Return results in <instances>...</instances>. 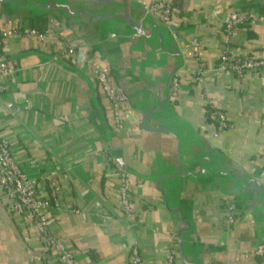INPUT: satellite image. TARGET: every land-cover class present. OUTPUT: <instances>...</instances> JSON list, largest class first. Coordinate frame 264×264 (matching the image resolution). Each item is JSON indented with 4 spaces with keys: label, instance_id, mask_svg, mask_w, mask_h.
<instances>
[{
    "label": "crops",
    "instance_id": "1",
    "mask_svg": "<svg viewBox=\"0 0 264 264\" xmlns=\"http://www.w3.org/2000/svg\"><path fill=\"white\" fill-rule=\"evenodd\" d=\"M172 7L164 23L139 0H0V29L52 30L44 39L0 37L18 68L0 93V133L28 173L42 174L38 195L60 202L48 225L74 264H131L133 245L144 264H164L171 252L173 264H264L250 253L264 240V65L242 76L215 68L224 47L234 57L264 55V0ZM231 10L255 18L225 40L219 19ZM193 34L208 69L201 83L186 46ZM67 43L74 52L56 56ZM85 58L128 95L119 128ZM174 73L180 87L171 96ZM205 97L225 113L224 129L206 119ZM113 160L128 171L130 217ZM229 201L237 220L225 227ZM8 203L0 190V264H64Z\"/></svg>",
    "mask_w": 264,
    "mask_h": 264
},
{
    "label": "built area",
    "instance_id": "2",
    "mask_svg": "<svg viewBox=\"0 0 264 264\" xmlns=\"http://www.w3.org/2000/svg\"><path fill=\"white\" fill-rule=\"evenodd\" d=\"M144 14L152 15L164 23L172 21L174 12L172 0H139ZM215 9V8H214ZM211 12H213V10ZM215 11V10H214ZM255 15L249 12L242 13L238 10L226 12L219 19L220 25L224 30V39L227 40L234 29L240 23L251 22ZM52 30L47 28L43 31L28 29L21 31L5 27L0 29V37H8L11 35H25L28 37H36L44 39L50 36ZM1 40V38H0ZM1 42V41H0ZM187 48L191 57L194 59L195 65L192 75V80L199 83L202 82L205 72L208 70L202 62L201 51L203 44L200 38L193 34L187 41ZM74 44L67 43L60 46L57 50L58 57H68L74 52ZM85 64L93 71L98 82L100 91L107 98L112 115V125L119 128L124 121V111L128 100V95L124 89L112 80L104 68L97 67L94 62L85 58ZM264 65V55L255 57L250 54L234 57L225 49L219 53L215 68L229 70L237 76H242L248 69H257ZM16 62L11 57L7 56L2 50L0 51V93L7 87L8 80L17 70ZM180 87V80L176 73L171 77L169 84V94L175 96ZM206 98L205 117L208 121L213 122L218 129H224L228 126V119L225 113L216 107V105ZM1 102V101H0ZM0 103V108L3 104ZM113 164L118 176L117 191L119 194V205L122 213L130 217L132 215V198L130 195V184L128 179V171L113 160ZM42 174H30L26 169L16 161L11 144L7 137L0 133V190L2 196L9 201L11 210L15 213H24L34 225L40 240L42 241L45 251H53L55 257L64 264H74V257L69 246L61 239L48 223V210L51 207H60V202L57 199L50 201L48 197L38 195L37 186ZM44 178H48V174H44ZM53 185L54 183L50 181ZM65 208L73 213H78L83 218L86 217L85 211L70 204H65ZM104 216L99 214V216ZM237 220L235 205L232 202H226V207L221 216L222 224L225 227L234 225ZM138 222V220H137ZM133 223V222H132ZM133 224H131L132 226ZM250 253L255 257L264 260V240L256 243ZM174 252H171L164 264H173ZM129 262L131 264H144L143 253L139 251L137 245L130 248Z\"/></svg>",
    "mask_w": 264,
    "mask_h": 264
}]
</instances>
